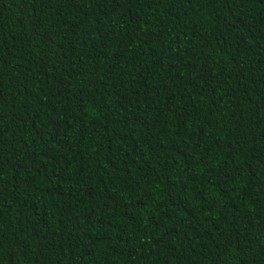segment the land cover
<instances>
[{
    "label": "trees",
    "instance_id": "16d2710c",
    "mask_svg": "<svg viewBox=\"0 0 264 264\" xmlns=\"http://www.w3.org/2000/svg\"><path fill=\"white\" fill-rule=\"evenodd\" d=\"M0 264H264V0H0Z\"/></svg>",
    "mask_w": 264,
    "mask_h": 264
}]
</instances>
